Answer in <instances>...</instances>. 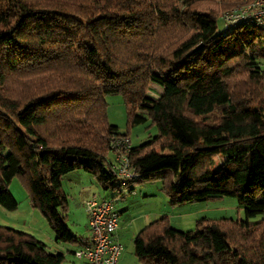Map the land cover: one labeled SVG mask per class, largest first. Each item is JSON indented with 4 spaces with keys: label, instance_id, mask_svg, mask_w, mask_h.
Returning a JSON list of instances; mask_svg holds the SVG:
<instances>
[{
    "label": "trees",
    "instance_id": "trees-1",
    "mask_svg": "<svg viewBox=\"0 0 264 264\" xmlns=\"http://www.w3.org/2000/svg\"><path fill=\"white\" fill-rule=\"evenodd\" d=\"M251 1L0 0V207H19L17 178L58 242L89 245L67 222L63 177L81 169L119 191L113 137L149 123L131 189L161 181L172 205L233 196L247 217H203L193 231L157 218L134 238L138 261L264 264V27H219ZM110 94L123 97L125 132L109 120ZM66 260L0 225V264Z\"/></svg>",
    "mask_w": 264,
    "mask_h": 264
},
{
    "label": "rangeland",
    "instance_id": "rangeland-1",
    "mask_svg": "<svg viewBox=\"0 0 264 264\" xmlns=\"http://www.w3.org/2000/svg\"><path fill=\"white\" fill-rule=\"evenodd\" d=\"M219 27L220 29L223 28L222 19H219ZM262 67L264 69V62L262 63ZM149 93L155 97H158L161 93H163V88L159 84L155 83L153 84V89H151ZM106 101L108 103L110 122L118 126L121 132L127 131V113L122 95H107ZM156 132V127L150 128L149 123H145L139 124L132 128L130 135L133 140V144L140 145L148 139L149 135H154ZM165 151L168 153L174 152V150L169 149H165ZM95 181L97 182V180ZM132 186L135 187L134 193L125 196L121 200L117 199L116 201L117 210L118 208L127 204L128 209L124 212V214H126V218H128L129 221H136V218L145 216L147 214H150V219L153 220L162 216H169L173 226L188 231L195 230L196 221L203 217L210 219L234 218L239 220L245 219L247 217L244 207L240 206L237 198L233 196H226L222 199L214 201H198L193 203L172 205L169 202V198L161 190V181L146 182L142 185L134 183ZM10 190L19 201V207L21 209H24L26 206H30L27 190L19 181V179L15 178L13 180ZM118 192L119 191L117 189H103L101 195L104 193L106 198L113 199ZM147 193H152V196H145ZM73 197L69 198V220L67 222L74 231H78V227L82 226L83 206L80 205L76 196ZM155 213L156 216H154ZM258 217L259 216L256 218H251V220H256ZM137 220L140 221V219ZM37 222L38 219H35V222L33 223L35 225H39ZM128 242V244H130V248H128V250L135 252L134 243L129 239ZM65 244H68L71 247H76L75 244ZM66 256L67 260L65 264H73L79 261L74 257V255L70 253H66ZM136 260L138 264H141L137 257Z\"/></svg>",
    "mask_w": 264,
    "mask_h": 264
},
{
    "label": "built area",
    "instance_id": "built-area-1",
    "mask_svg": "<svg viewBox=\"0 0 264 264\" xmlns=\"http://www.w3.org/2000/svg\"><path fill=\"white\" fill-rule=\"evenodd\" d=\"M224 28L241 24L264 27V0H253L225 11L221 18ZM133 142L130 135H115L111 144L109 166L120 178L117 198H91L85 202L89 216L91 242L74 250V257L88 264H118L124 251V245L117 239L120 213L116 209L117 199L135 192L130 184L139 179L130 160Z\"/></svg>",
    "mask_w": 264,
    "mask_h": 264
},
{
    "label": "crops",
    "instance_id": "crops-1",
    "mask_svg": "<svg viewBox=\"0 0 264 264\" xmlns=\"http://www.w3.org/2000/svg\"><path fill=\"white\" fill-rule=\"evenodd\" d=\"M133 145L136 146L135 144ZM95 180L96 179L91 174L81 169L71 171L63 177V187L68 193L69 198L76 196L80 205L83 206L82 226L78 227L79 229L77 232L82 236L87 237L89 241H91V231L89 227V216L85 208V202L94 197L98 199L106 198V195L104 193L103 195H101L103 188ZM145 196H152V193H147L145 194ZM0 209H2L0 210L1 226L10 227L16 230L30 233L35 236L39 241L44 243L52 251L62 252L65 254L70 253L73 255V251L77 248V246L71 247L68 244L58 242L47 220L37 209L32 207L31 203L30 206H26L24 209L18 207L14 211L7 210L3 207H0ZM127 209V204L118 208V211L120 213V223L117 231V239L124 245V251L118 264H138L135 252L128 250V248H130V244H128V239L134 243V238L136 237V235L148 223L153 221V219H150V214H147L145 216H140L136 218V221H129V219L126 218V214H124ZM154 216H156V213ZM35 219H38L37 223L39 225H35L33 223L35 222ZM137 219H140V221ZM77 260L79 261L73 264H88L84 260Z\"/></svg>",
    "mask_w": 264,
    "mask_h": 264
}]
</instances>
